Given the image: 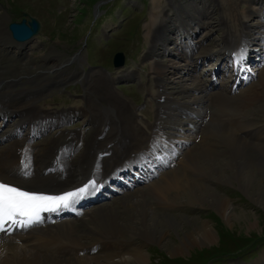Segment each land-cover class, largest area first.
<instances>
[{
	"label": "bare ground",
	"instance_id": "bare-ground-1",
	"mask_svg": "<svg viewBox=\"0 0 264 264\" xmlns=\"http://www.w3.org/2000/svg\"><path fill=\"white\" fill-rule=\"evenodd\" d=\"M170 2L173 4L174 0H170ZM246 3L248 7L244 13L246 14L245 17L250 19L257 13L262 21L259 25L252 26L249 23L252 20H247L248 23H240L237 28L235 22L237 21L238 13L235 12L236 9H231L230 25L222 39L223 47L217 51L220 55L216 64L217 68L215 67L217 70L215 69L210 76L211 78H216L224 73H231V85L227 83L223 86L225 89L229 88L231 95L233 89L237 87L236 83L243 86L245 82H249L254 78L255 73L248 70L249 68L252 69V66L249 65L254 64L251 59L252 55L256 54L259 56L261 58L260 64L263 62L262 65L264 66V0H247ZM256 5L259 7L258 11H255L252 7ZM233 6L234 4H232L231 8ZM195 11L196 13L185 12L182 15L180 14L176 23L166 18L167 22H170L171 27L167 26V23H163L162 29H157L153 36V41L147 54L156 58L154 73L156 84L160 86L156 96L159 116L154 122L144 123L141 120L139 121L134 113V108L130 107L127 101L122 100L114 93L115 97L110 95L105 88L106 82H101L98 77H95L99 72L91 71L86 73L80 77V81L84 83L86 95H89V98L91 95H98L96 101H104L109 106L107 111H102V115L101 112L99 115L94 113L92 109H89L90 107H87V104V109L79 107L62 111L56 110L55 112L38 106L39 100L43 99V97L45 98L48 93L50 94L52 87L58 84L59 86L65 85L64 77L63 79H56V85L51 83L52 81L44 80L45 82L34 84L28 89H16L17 86L21 85V79H19L21 76L35 77L39 75V70H45L51 74L53 73L52 70H56L53 74H58L57 77L62 78L61 74H63L62 70L64 67L54 66L48 70L44 69V67L29 66V63L25 62L15 74L8 75L7 69L0 66V119L4 127L10 125V122L14 119H18L17 124H14L13 132L9 136L7 135L3 138V135H0V181L30 191L62 193L80 188L89 178L90 181L95 178L105 184V186H110L111 182L116 184L119 178H130L131 174L136 176L141 174L140 180L129 179L128 182L132 181L130 182L131 185H120V192H125L127 187L134 188L140 182H149L152 178L160 177V173L154 170L155 166L162 169H173L180 166L181 172L174 170V172L169 173L168 171L169 174L166 173L165 180L162 178L164 180L162 185L154 186V192L158 197L163 198V204L167 208L176 206V200L182 195L187 196L186 199H188L189 204L202 205L203 202L207 201L208 196H198L196 187L201 191L204 187L201 183L194 181V176L196 174L208 176L209 173L207 174L204 166L199 165V161L201 158L209 159L213 157L216 148L219 145H224L229 152L227 153L233 159L232 162L238 164L239 174H236L238 175L236 176V181L237 179L242 181L248 191L255 181L253 178V162L250 155L251 148H254L255 153L258 154V163L264 166V126L255 127L254 121L256 120L246 119L247 117L244 118L242 113L248 111L254 101L264 95V91L257 92L255 90L252 99H236L235 95H232L235 97L232 98L228 95L229 93L226 94V90H217L221 85V83L218 86L216 85L219 82L218 79L213 83L208 81L210 84L208 87L200 82L199 84H194L195 86L192 85L191 89H185L186 87L182 86L184 81L186 79L189 80V78L193 79L192 76L185 74V76L180 77L182 82L178 81L175 84L179 85V87L181 86L185 92L188 90L187 93L193 91L200 92V94L198 96L193 95L188 101H185L187 98L183 97L184 101L182 100L183 102H181L172 99L173 97L171 98V90L166 84L176 74L179 65L174 61H171L172 65L164 63L163 59L167 57H171L173 60L192 58V53L203 46L202 42H194V39H196L194 37L198 35L197 29L206 30L212 26L211 23H202L200 16L204 15L203 17L207 19L211 18V21L213 11L211 12L210 9L206 8H197ZM2 18H0V53L6 52L5 45H13L11 35L6 34L7 30H4L6 21H3ZM228 18L225 20H228ZM155 23L156 21L151 24ZM178 23L180 24L178 25ZM177 30L180 31V35L182 34L180 42L173 41L172 43L168 33L174 34ZM30 41L15 42L19 44L18 49H21L23 55ZM170 42L171 45L174 44L175 48H177L176 53L170 51ZM160 46L163 49L156 54ZM242 46L244 47L242 48ZM236 51L245 53V57L240 60V63H245L249 67L248 69L237 66L235 72H231V70L227 69L228 66L223 65V63L227 64L229 62L232 54ZM203 54L211 53L208 51L199 54V57ZM202 57L203 59L200 57V63L198 58L195 62L191 61V63H188V67H196L195 69H197L198 63L200 65L206 61L207 57ZM208 59L210 60V56ZM80 61L81 57H76L73 63ZM67 63L72 62L69 60ZM67 67L65 66V68ZM261 69L258 70L260 71ZM125 76L128 77V75ZM105 77L107 78L106 81L112 85L115 79ZM261 78L260 87L264 89V68L261 70ZM65 79L73 80L69 76ZM215 91H217V94L213 95ZM190 104L211 110L214 113L212 121L206 124L202 119L197 120V117H204L202 110V113L197 114L196 117L193 116L194 114L191 115V112H189L190 114L188 112V114H185ZM181 107H183L182 110H180ZM82 115L89 117V120L94 125H97L90 139L86 140L87 138L84 137L86 133L82 131L79 134V131V133H73L72 131L61 130L57 138L51 142V145L42 152L38 145L39 138H43L51 129L68 125L75 117ZM216 125L217 129L220 127L219 130L212 128ZM109 126L110 130L108 132ZM188 126L189 128L185 129ZM200 128L204 129L202 131L204 132V135L202 134L204 139H202V144L196 145L197 141L194 134L200 133L198 132ZM25 131L27 133L26 136L23 135ZM30 135L31 138H29ZM10 137L13 139L12 143L3 147L2 145L5 142L8 143L10 141ZM250 140H253L252 144L247 143ZM177 146L181 147L179 151ZM184 150H189V153H186L185 156L186 160L181 158ZM57 160L63 166L59 172L53 169ZM20 162L28 165V175L23 174V164ZM51 162L54 163L53 166H51ZM233 163L232 166L234 167ZM233 180L234 178H232ZM259 196L263 197L262 194ZM80 202L84 203V199L77 201V203ZM121 205L126 213L131 209L130 206L135 205L140 208L142 217L139 220L143 226L146 225L151 208L145 199L133 205L131 203L128 204V202H123ZM114 208V206L108 208L98 207L94 211L89 210L90 212L84 213L88 216V220H82V224L88 223L89 226L83 232L78 229L76 220L57 218L49 221L44 229L36 228L35 230L33 228L29 231L27 229L19 232L15 231L11 235L0 234V264L146 263L148 256L143 250L144 245H135L132 241L135 238H142L146 243L161 241V232L158 229L163 225L155 222L154 226L147 225L144 229L139 228L136 231L133 224H137V218H132L130 221L127 220L128 222L123 225L120 221L119 212ZM219 210L226 213L228 210L227 202L221 201ZM57 213H59V210ZM173 225L175 223H171V226ZM200 229L205 240L215 237L214 230L208 226L204 225ZM91 238L94 241L87 244L85 241Z\"/></svg>",
	"mask_w": 264,
	"mask_h": 264
},
{
	"label": "rangeland",
	"instance_id": "rangeland-1",
	"mask_svg": "<svg viewBox=\"0 0 264 264\" xmlns=\"http://www.w3.org/2000/svg\"><path fill=\"white\" fill-rule=\"evenodd\" d=\"M246 1L174 0L171 4L170 0H0V18L3 17V21H6L4 27V30H7L6 34L11 35L8 29L9 24L20 22L24 18L23 14H26L27 20L32 17L40 24L39 33L33 37L30 44L28 43L29 46L25 48L24 55L21 49H18L19 44H16L17 42L14 40H12L13 45L4 46L6 52L0 53V66L7 69L8 75L15 74L25 62H28L29 66L44 67L48 70L54 66L64 67L63 74H61L62 78L57 77L58 74H53L56 70H52V74L45 70H39V75L35 77L21 76L19 78L21 79V85H19L21 87L17 86L16 89H28L34 84L42 83L44 80L52 81L51 83L55 84L58 79L64 77L65 85L55 84L56 86L52 87L51 93L39 100L38 106L55 112L56 110L62 111L79 107L86 108L87 104V107H90L89 109H92L94 113L99 115L101 112L102 115V111H107L109 106L104 101L97 102L98 95H91L89 98V95H86L84 83L80 81V77L86 73L99 72L95 77H98L101 82H106L105 88L110 95L114 97L117 95L122 100L127 101L128 105L134 108V113L139 121L141 120L144 123L154 122L159 116L156 96L160 86L156 84L154 73L156 58L147 53L157 29H162L163 23L170 26V22L168 23L166 18L176 23L180 14L182 15L185 12L196 13L197 10L195 11V9L197 8H206L210 9L211 12L213 11L211 21V18H205L201 13L203 15L200 16L202 23H211L212 26L206 30L197 29L198 35L194 37L196 38L194 42H202L203 46L192 53V58L173 60V58L167 57L163 59L164 63L171 64V61H174L179 65L176 74L166 83L171 90V98L173 97L172 99L181 102L184 101V98H187L185 101H188L190 97L193 95L198 96L200 92L187 93L188 90L185 92L181 86L179 87L175 83L182 82L180 77L185 76V74L193 77V79L189 78V80L184 81L182 86L186 87L185 89H191L192 85L195 86L194 84L200 82L208 87L210 85L208 81L214 82V79L210 76L213 70L217 68L216 64L219 61L218 56H220L217 51L223 47L222 39L230 25L231 9H236L234 11L238 13L235 22L237 28L240 23H248L249 20H252L249 22L252 26L261 23L262 20L257 13L250 19L245 17L246 14L244 13L248 7ZM232 4H234L233 8H231ZM252 7L255 11H258L259 7L257 5ZM227 17H229L228 20H225ZM154 21L156 23L152 25L151 23ZM168 34L172 39V43L173 41L180 42L182 34L180 35L179 30L174 34ZM169 44L170 51L176 53L177 48H175V45H171V42ZM162 49L163 47L160 46L156 54L159 51L161 52ZM208 51L211 54H203L202 56L207 58L210 56V60L206 58V61L204 63L201 61L203 64L199 65L200 57L203 59L202 56L199 57V54ZM119 52L125 55L126 61L122 68L117 69L113 65V58ZM76 57H81V61L73 63ZM198 58L197 69H195L196 67H188V63L195 62ZM251 59L254 64L249 66H252L251 71L255 73L254 78L251 77L252 80L233 89L232 95H235L236 99H252L255 90L257 92L264 91L260 87L262 82L261 70L264 68L263 62L260 64L259 60L261 61V58L256 54L252 55ZM69 60L72 63L66 64ZM223 65L226 64L223 63ZM65 66L68 67L65 68ZM104 75L115 79L112 85L106 81L107 78ZM125 75H128V77ZM68 76L69 78L72 77L73 80H66L65 78ZM216 79L219 80L218 85L221 83L217 90L223 91L224 89L226 94L229 93L228 95L235 98L230 94L229 88H223L227 83L231 85L232 81H230L228 75L224 73ZM216 94L217 91L213 92V95ZM187 110L185 114L191 112L194 117L203 112L204 117H197V120L202 119L206 124H209L212 117H214L211 110L199 105L190 104ZM263 111L264 95L255 100L252 107L242 114L244 118L247 117L246 119L256 120L254 121L255 127H261L264 126ZM17 121L18 119H14L10 122V125L4 127L0 119V135L2 134L3 138L9 136L13 132L14 124ZM96 127L97 125H94L89 117L85 115L75 117L68 125L58 127L59 129H51L50 133L48 132L46 136L41 137L42 139L39 138L41 139L38 141L39 148L42 149V152L45 151L51 145V142L57 138L61 130L72 131L73 133L82 131L86 133L84 137L88 140L93 136ZM188 128L189 126L185 129ZM212 128L217 129V125ZM109 130L110 126L108 132ZM202 131L204 129L200 128L198 130L200 133L194 134L197 141L196 145L203 143L204 136L202 134L204 135V132ZM187 134L191 135L190 133ZM11 138L8 143L5 142L2 146L6 147V145L12 143L13 139ZM248 141L247 143L251 144L253 142V140ZM177 147L181 149L180 146ZM251 150L250 155L253 162V178L255 181L248 191L242 181L238 179L236 181V176H238L236 174H239L238 164L232 162L233 159L228 154L226 146L219 145L213 157L209 159L201 158L199 161V165L206 168L207 174L209 173L208 176L200 174L194 176V181L201 183L204 187H202L204 191L196 187L198 196H208L207 201L203 202L202 205H191L186 199L187 196L182 195L176 200V206L167 208L163 204V198L158 197L154 192V186L162 185L166 173H172L174 170L181 172L180 166H177L166 171L157 168L160 177L152 179V183L149 181L140 184L128 192L116 194L109 200L99 201L83 209L84 213L94 211L98 207L108 208L114 206L116 211L119 212L120 221L123 225L132 218H137V224H133L136 231L139 228L144 229L147 225L154 226L155 222L162 224L163 226L158 229L161 232V241L146 243L142 238H135L132 241L135 245H144L143 250L148 256L144 264H264V166L258 163V154L255 153L254 148H251ZM188 151L184 150L182 152V160L187 159L185 156L186 153H189ZM191 177L193 178V176ZM232 178H234L233 181ZM150 187H152V190ZM260 194L263 197L259 196ZM143 199L148 202L151 208L150 217L148 216L147 222L145 221V226L140 222L142 217L140 208L133 205ZM221 201L227 202L228 210L226 213L219 210ZM123 202L133 205L130 206L131 209L127 213L124 212V207L121 205ZM84 213L79 214L74 219L78 222L77 227L80 232L85 231L89 226L88 223L82 224V220H88V216ZM171 223H175V225L171 226ZM204 225L214 230V238L205 240L202 237L200 228ZM93 241L94 239L91 238L85 242L90 244ZM239 256L241 258L236 259Z\"/></svg>",
	"mask_w": 264,
	"mask_h": 264
},
{
	"label": "snow or ice",
	"instance_id": "snow-or-ice-1",
	"mask_svg": "<svg viewBox=\"0 0 264 264\" xmlns=\"http://www.w3.org/2000/svg\"><path fill=\"white\" fill-rule=\"evenodd\" d=\"M23 164V162H22ZM27 164L23 174L28 175ZM95 181H89L74 191L53 195L34 192L0 181V232H7L17 226L29 228L43 221L42 213L57 212L61 208H69L82 199Z\"/></svg>",
	"mask_w": 264,
	"mask_h": 264
},
{
	"label": "water",
	"instance_id": "water-1",
	"mask_svg": "<svg viewBox=\"0 0 264 264\" xmlns=\"http://www.w3.org/2000/svg\"><path fill=\"white\" fill-rule=\"evenodd\" d=\"M26 16L25 14H23ZM40 29L39 23L34 18L22 19L20 23H12L9 25V30L12 33V37L18 42H24L31 39L33 36L37 35ZM124 55L118 53L115 56L114 64L116 67H121L124 65Z\"/></svg>",
	"mask_w": 264,
	"mask_h": 264
}]
</instances>
